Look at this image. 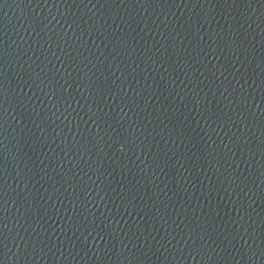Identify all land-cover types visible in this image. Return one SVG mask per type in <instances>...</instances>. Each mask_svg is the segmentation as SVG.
<instances>
[{
    "label": "water",
    "instance_id": "1",
    "mask_svg": "<svg viewBox=\"0 0 264 264\" xmlns=\"http://www.w3.org/2000/svg\"><path fill=\"white\" fill-rule=\"evenodd\" d=\"M0 264H264V0H0Z\"/></svg>",
    "mask_w": 264,
    "mask_h": 264
}]
</instances>
